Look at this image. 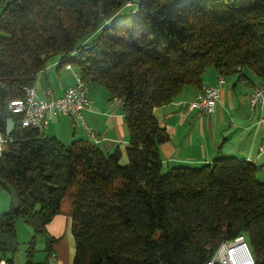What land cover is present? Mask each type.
<instances>
[{
  "label": "trees",
  "instance_id": "obj_1",
  "mask_svg": "<svg viewBox=\"0 0 264 264\" xmlns=\"http://www.w3.org/2000/svg\"><path fill=\"white\" fill-rule=\"evenodd\" d=\"M0 0V184L18 207L0 215V255L15 250V222L46 235L69 202L71 264H206L241 235L264 264V181L254 163L216 157L163 171L168 140L152 114L208 68L225 78L251 73L264 88V0ZM129 4V5H128ZM122 99L126 162L93 142L62 143L43 127L21 126L7 103L23 97L49 59ZM51 240L47 238L49 249ZM34 239L30 241V262Z\"/></svg>",
  "mask_w": 264,
  "mask_h": 264
},
{
  "label": "crops",
  "instance_id": "obj_2",
  "mask_svg": "<svg viewBox=\"0 0 264 264\" xmlns=\"http://www.w3.org/2000/svg\"><path fill=\"white\" fill-rule=\"evenodd\" d=\"M61 61L59 57L50 58L46 67L36 75L32 86L39 97L45 96L47 88L58 97L73 83V73ZM243 74L245 76L225 78L209 116L198 115L195 109L189 108V101L201 88L214 84L218 73L212 68L201 75L199 86L186 85L175 99L153 108L154 118L168 135V140L158 146L164 170L176 165L197 167L216 157H233L254 163L264 173V155L257 151L264 138V123L258 122L261 116L264 117V108H249V96L260 81L251 73L243 71ZM87 87L91 102L82 111V116L97 142L87 136L79 119L61 114H47L44 133L65 144L74 139L90 141L104 153L118 150L120 160L125 163L128 133L122 106L103 86L88 84ZM68 204L63 209L61 203L60 212L46 224V235L35 234L29 225L18 219L20 221L15 222V250L7 256L8 264H71L74 240ZM10 207L9 193L0 187V215ZM32 238L34 251L28 263L26 255ZM47 238L51 240L49 249Z\"/></svg>",
  "mask_w": 264,
  "mask_h": 264
},
{
  "label": "built area",
  "instance_id": "obj_3",
  "mask_svg": "<svg viewBox=\"0 0 264 264\" xmlns=\"http://www.w3.org/2000/svg\"><path fill=\"white\" fill-rule=\"evenodd\" d=\"M129 5V4H128ZM74 75V81L68 85L58 97H54L51 89L45 90V96L39 97L33 86H24L23 97L12 99L7 103L10 112L19 114L20 125L44 128L47 114H61L79 119V122L87 134L94 142L97 138L91 128L84 122L82 111L91 102L88 96L87 86L76 84L75 69L71 65L65 66ZM225 81L216 78L214 84L201 88L192 100L189 101V108L195 109L198 115H211L215 104L220 96L221 88ZM3 83L0 80V87ZM117 104L122 106V99L115 98ZM264 108V88L258 85V91H252L249 96V108ZM258 122L264 123V117H260ZM11 141L9 136L0 133V154ZM258 154L264 155V138L260 140L257 148ZM264 170V166H262ZM244 238L239 235L233 240L223 241L212 254L206 264H253L250 250L247 243H243ZM0 264H8L6 259L0 255Z\"/></svg>",
  "mask_w": 264,
  "mask_h": 264
},
{
  "label": "water",
  "instance_id": "obj_4",
  "mask_svg": "<svg viewBox=\"0 0 264 264\" xmlns=\"http://www.w3.org/2000/svg\"><path fill=\"white\" fill-rule=\"evenodd\" d=\"M14 128V122L11 118H7L6 119V123H5V135L9 136L11 131ZM3 181L0 180V184H2ZM7 191L9 193L10 196V203H11V207L16 208L18 207V200L16 197V193L14 191V189L11 186H7Z\"/></svg>",
  "mask_w": 264,
  "mask_h": 264
},
{
  "label": "rangeland",
  "instance_id": "obj_5",
  "mask_svg": "<svg viewBox=\"0 0 264 264\" xmlns=\"http://www.w3.org/2000/svg\"><path fill=\"white\" fill-rule=\"evenodd\" d=\"M7 1H10V0H4V4L7 2ZM133 2L132 6L131 7H128V6H124L120 9L119 13L115 16V17H123L124 15H126L127 13H129L130 9L134 8L135 7V1L136 0H130ZM1 6H3L2 4H0V10H1ZM249 76H252L251 74H249ZM71 142V141H70ZM70 142H67V143H70ZM120 163L123 164V161L120 160ZM163 171H167V170H164ZM258 179L261 180V181H264V173L262 171H259L258 173ZM68 204V201L67 200H64L62 202V208L64 209ZM68 209H69V204H68ZM20 221V220H18ZM243 243H246V242H243Z\"/></svg>",
  "mask_w": 264,
  "mask_h": 264
},
{
  "label": "bare ground",
  "instance_id": "obj_6",
  "mask_svg": "<svg viewBox=\"0 0 264 264\" xmlns=\"http://www.w3.org/2000/svg\"><path fill=\"white\" fill-rule=\"evenodd\" d=\"M69 64H65V66H68ZM75 78H76V84L78 86H87L88 84L85 83L83 80L80 79L78 76V72L75 70ZM217 78H220L221 80L225 81L224 77L221 75H218ZM256 86V85H255ZM261 86V85H259ZM253 91H258V85L253 89Z\"/></svg>",
  "mask_w": 264,
  "mask_h": 264
}]
</instances>
